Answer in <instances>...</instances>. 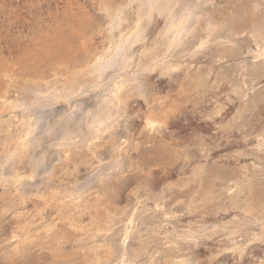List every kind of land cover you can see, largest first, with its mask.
I'll return each mask as SVG.
<instances>
[{
  "label": "rangeland",
  "instance_id": "rangeland-1",
  "mask_svg": "<svg viewBox=\"0 0 264 264\" xmlns=\"http://www.w3.org/2000/svg\"><path fill=\"white\" fill-rule=\"evenodd\" d=\"M214 2L229 7L237 1ZM96 3L0 0V82L12 84V79L35 72L50 74L56 65L83 56L84 45H100L97 29L104 15ZM162 23L160 19L152 23L147 44L159 34ZM248 38L240 36L236 43L222 47L212 43L198 55H191L194 43H189L181 49L186 55L174 60L181 64L179 70L167 77L157 72L147 77L149 93L155 99L152 111L160 113L162 105L169 108L166 126L163 131L149 132L144 119L150 112L146 102H130L132 145L127 165L111 176L102 191L105 196L100 212L95 208L70 212L46 206L37 198L24 204L0 183V264H86L93 259L94 251L101 254L100 245L121 232L122 224L116 222L109 235L102 233L95 239H89L84 229L103 213L115 214L119 221L123 211L132 209L147 214L153 227L135 244L139 264H148L152 251H170L167 235L201 225L217 228L206 232L192 248L180 246L192 252L196 264H264V232L262 235L261 225L253 220L264 212V153L254 152L259 135H264V58L253 59L255 46ZM82 40L88 43L82 45ZM253 61V72L247 68L244 73L240 71L245 62L249 65ZM242 76L245 86L235 93L232 87ZM8 118L0 117V150L16 132L15 120ZM66 163L58 168L56 182L60 176L77 178L86 174L92 161L85 153L75 151ZM234 184L240 187L238 201L255 203L252 206L258 211L255 216H247L250 219L230 193ZM189 202L194 203L190 209ZM21 226L32 227V232L37 229L39 236L17 244L13 235ZM46 226L52 227L48 233ZM235 228L239 248L230 249L235 248L230 239ZM255 233L260 234L259 239L250 237ZM169 260L164 261L171 264Z\"/></svg>",
  "mask_w": 264,
  "mask_h": 264
},
{
  "label": "bare ground",
  "instance_id": "bare-ground-1",
  "mask_svg": "<svg viewBox=\"0 0 264 264\" xmlns=\"http://www.w3.org/2000/svg\"><path fill=\"white\" fill-rule=\"evenodd\" d=\"M236 1L225 7L224 4L216 6L214 0H96L97 10L104 15V21L97 29L101 35L100 45L89 46L88 41L82 40V45L88 43L83 47L84 55L56 65L50 74L35 72L18 80L13 77L12 84L0 82V117H10L16 122V132L0 150V183L3 188L11 189L23 203L37 198L46 206L65 208L70 212L90 208L100 212L105 196L102 191L107 188L111 176L122 172L127 165L132 145L130 102L134 99L146 102L150 112L144 119L149 132H160L166 126L169 108L166 110L162 105L160 113L152 111L155 99L148 90L149 75L157 72L167 77L179 70L181 64L174 60L185 56L181 49L192 42L191 55H198L212 43L221 47L232 45L238 37L247 35L255 46L253 53L251 51L253 59L264 58V0H247L245 4L243 0ZM156 19L162 20V27L147 44L149 28ZM255 66V61L249 65L245 62L240 71L244 73L247 68L253 72ZM244 78L242 76L240 83L233 85L235 93L245 86ZM259 137L254 149L258 154L264 153V135ZM75 151L91 158L89 170L77 178L60 176L56 182L58 168ZM235 184L230 193L237 203L240 187ZM248 202L240 200L238 206L246 217L255 216L258 211L252 206L255 203ZM193 206L194 203H188L189 209ZM122 214L117 221L115 214L103 213L97 222L84 229L89 239H95L102 233L109 235L116 222L122 224L117 236L98 246L103 250L101 254L92 249L93 259L86 264H139L135 244L153 227L143 211L132 209ZM261 215L253 220L261 225L263 235L264 212ZM28 226L19 227L16 236L13 235L18 239L17 244L39 236L36 227L32 232V227ZM51 228L46 226L45 233ZM216 228V225H201L174 231L166 236L170 251L162 252L164 254L150 252L148 264H168L164 260L168 257L171 260V256V264H196L192 252L180 246L192 248L200 237ZM236 232V228L231 231L230 244L235 248L230 249L239 248V245L236 247ZM250 237L259 239L260 234ZM238 252L242 254L243 251Z\"/></svg>",
  "mask_w": 264,
  "mask_h": 264
}]
</instances>
